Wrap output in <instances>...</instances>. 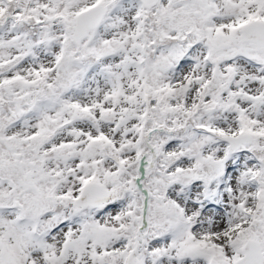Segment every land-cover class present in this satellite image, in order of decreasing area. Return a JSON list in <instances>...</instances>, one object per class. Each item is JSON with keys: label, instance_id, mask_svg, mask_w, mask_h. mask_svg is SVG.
<instances>
[{"label": "snow or ice", "instance_id": "6c2138e0", "mask_svg": "<svg viewBox=\"0 0 264 264\" xmlns=\"http://www.w3.org/2000/svg\"><path fill=\"white\" fill-rule=\"evenodd\" d=\"M0 264H264V0H0Z\"/></svg>", "mask_w": 264, "mask_h": 264}]
</instances>
